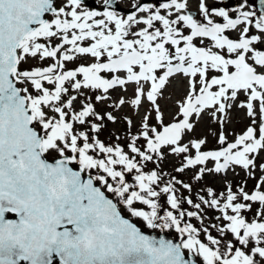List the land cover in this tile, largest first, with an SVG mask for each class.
<instances>
[{
	"label": "snow or ice",
	"instance_id": "obj_1",
	"mask_svg": "<svg viewBox=\"0 0 264 264\" xmlns=\"http://www.w3.org/2000/svg\"><path fill=\"white\" fill-rule=\"evenodd\" d=\"M56 258L264 264V0H0V264Z\"/></svg>",
	"mask_w": 264,
	"mask_h": 264
},
{
	"label": "rangeland",
	"instance_id": "obj_2",
	"mask_svg": "<svg viewBox=\"0 0 264 264\" xmlns=\"http://www.w3.org/2000/svg\"><path fill=\"white\" fill-rule=\"evenodd\" d=\"M222 2V1H221ZM223 4H227V5H234L235 3H237V0H230L229 2H222ZM169 91H172L174 94L172 96V99L175 100L178 95L180 94V85L177 84L175 89L170 88ZM130 94V93H129ZM162 104L164 103L163 101L161 102ZM169 110H172V105L171 102H169L168 104ZM125 111H127V109H125ZM248 121L246 119V117L244 116V113L242 110H234L232 112L231 115V120L229 122V124L227 125V132H228V137L229 140L233 139V134H240L246 127ZM207 128V125L204 122H201V124L197 127L196 129V135L197 136H202L205 133V129ZM117 130H119V134L121 136L124 135V129L123 126L121 124H117V125H111L109 124L108 127L105 129V132L102 134V139H107L109 137V135L115 133ZM215 147V139L213 137H211V135L209 134V144H208V148H213ZM174 163L172 158H169V160L163 165L165 171H170L172 168V164ZM151 167V166H150ZM237 172L240 173V177H233L231 173H229L227 179L229 180H239L240 178L243 177L244 173L237 168ZM190 175V173H189ZM185 180H187V177H184ZM223 180L224 178L222 176H205V178L200 182V184H204L207 186H211L217 190H221L224 187L223 184ZM252 182H249V187H251ZM197 190H199V186H197ZM127 217V216H126ZM134 222H136L138 224V226H140L142 228V230L146 231V232H154L157 234H165L169 236H172L175 239V236L172 232H160L159 230H150V229H146L142 224H140V222L135 221V218H132ZM54 264H58V263H54Z\"/></svg>",
	"mask_w": 264,
	"mask_h": 264
},
{
	"label": "water",
	"instance_id": "obj_3",
	"mask_svg": "<svg viewBox=\"0 0 264 264\" xmlns=\"http://www.w3.org/2000/svg\"><path fill=\"white\" fill-rule=\"evenodd\" d=\"M222 1L226 3V2H228V1H230V0H222ZM50 162H51V161H50ZM9 215H12L13 217H9ZM6 218H8V219H16V217H15L14 214H6ZM126 218H128V217H126ZM142 231H144V230H142ZM144 233H145L146 235L154 236V237H156L157 239H159L160 236H164L165 239H173L174 242H175V239H174V238L169 237V236H167V235H165V234H156V233H154V232H146V231H144ZM54 263H58V258L54 259Z\"/></svg>",
	"mask_w": 264,
	"mask_h": 264
},
{
	"label": "flooded vegetation",
	"instance_id": "obj_4",
	"mask_svg": "<svg viewBox=\"0 0 264 264\" xmlns=\"http://www.w3.org/2000/svg\"><path fill=\"white\" fill-rule=\"evenodd\" d=\"M89 3H94V0H89Z\"/></svg>",
	"mask_w": 264,
	"mask_h": 264
},
{
	"label": "trees",
	"instance_id": "obj_5",
	"mask_svg": "<svg viewBox=\"0 0 264 264\" xmlns=\"http://www.w3.org/2000/svg\"><path fill=\"white\" fill-rule=\"evenodd\" d=\"M168 236H169V234H168ZM172 237V236H171Z\"/></svg>",
	"mask_w": 264,
	"mask_h": 264
}]
</instances>
